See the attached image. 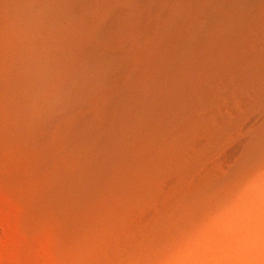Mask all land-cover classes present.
Here are the masks:
<instances>
[{
    "label": "bare ground",
    "instance_id": "bare-ground-1",
    "mask_svg": "<svg viewBox=\"0 0 264 264\" xmlns=\"http://www.w3.org/2000/svg\"><path fill=\"white\" fill-rule=\"evenodd\" d=\"M247 255L264 0H0V264Z\"/></svg>",
    "mask_w": 264,
    "mask_h": 264
},
{
    "label": "rangeland",
    "instance_id": "rangeland-1",
    "mask_svg": "<svg viewBox=\"0 0 264 264\" xmlns=\"http://www.w3.org/2000/svg\"><path fill=\"white\" fill-rule=\"evenodd\" d=\"M238 257H235V259H237ZM262 262V263H261ZM261 262H258L256 264H264V259L261 260ZM236 264H255L253 261H252V256L251 255H247V259H240V260H236L235 262Z\"/></svg>",
    "mask_w": 264,
    "mask_h": 264
}]
</instances>
